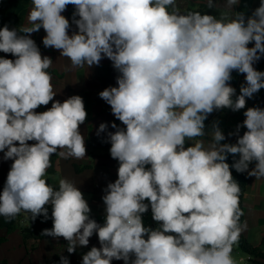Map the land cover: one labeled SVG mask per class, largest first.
Segmentation results:
<instances>
[{"label": "clouds", "instance_id": "obj_1", "mask_svg": "<svg viewBox=\"0 0 264 264\" xmlns=\"http://www.w3.org/2000/svg\"><path fill=\"white\" fill-rule=\"evenodd\" d=\"M203 2L219 16L181 11L178 0H31L26 25L0 27V52L15 57H0V153L12 161L0 216L48 219L51 205L53 227L42 235L62 237L69 254L98 237L82 264H243L233 256L247 225L231 169L264 179V108L244 111L235 143H221L219 122L206 129L205 121L214 111L245 109L264 89V71L254 67L264 57V0L247 16L235 11L240 0ZM69 5L71 20L62 14ZM41 29L43 45L67 58L69 70L107 58L118 72L117 86L98 94L123 125L108 131L101 123L96 133H106L118 161L102 197L103 224L75 182L46 179L53 155L86 157L87 112L79 95L54 99L53 60L31 38ZM233 71L245 77L239 95ZM149 207L156 228L143 223Z\"/></svg>", "mask_w": 264, "mask_h": 264}, {"label": "crops", "instance_id": "obj_2", "mask_svg": "<svg viewBox=\"0 0 264 264\" xmlns=\"http://www.w3.org/2000/svg\"><path fill=\"white\" fill-rule=\"evenodd\" d=\"M260 4V0H240L235 11H243L245 15H251L252 11ZM181 11L199 10L202 13L208 12L219 16V9H208L203 0H178ZM31 0H0V27L7 25L11 28H18L26 25ZM74 6H67V10L62 13L71 20ZM75 26H73L74 30ZM46 33L41 29L33 33L34 39L42 55L49 56L53 60V65L48 71L53 79L52 84L57 92L55 100L63 102L72 95H79L83 98L87 119L80 125V132L85 137L86 157L82 160L74 158L63 159L56 155L54 162L55 172L47 170V182L58 185L61 178H68L75 182L87 200L91 212L90 217L103 224L105 220V205L102 197L110 182H114L117 176L118 161L110 156V143L106 133L96 134L101 123L109 125L108 131H115L111 128V123L123 127L120 121L116 120L111 113L110 106L99 97V92L109 86L116 85L118 72L113 68L112 62L107 58L103 59L99 66L90 69L86 67L70 69V61L61 57L60 53L52 48H46L42 43V38ZM253 45L250 44L249 47ZM0 57L15 59L11 54L0 52ZM264 57L254 64L258 71H264L262 62ZM231 86L239 89L245 83L243 74L235 71L232 73ZM258 106L264 108V89L254 94L253 98L246 100L245 109L233 112L231 109L214 111L205 121L206 129L210 128L214 121L219 122V127L223 131L226 139L221 143H235L237 140V126L245 119L243 113L248 107ZM51 107V102L47 106H40L35 111L43 112ZM245 128H239V135H243ZM233 133V135H229ZM206 137L205 139H209ZM34 143V142H29ZM189 146V145H186ZM254 163L249 168L254 167ZM12 164L11 160H4L3 153H0V191L7 179V174ZM247 175V189L244 197V220L242 224L247 225L246 230L241 234L250 243L262 245L264 248V179L256 180L255 177ZM147 203V201H145ZM48 208L49 217L45 222H40L41 216L35 220L30 219V214L26 217L24 213L18 215L14 220L8 221L0 216V264H60L61 255L69 260V264H82V256L91 247H99L98 237L94 234L87 247H77L75 252L69 254L66 250L67 241L61 238H53L42 235L44 229H51L53 222L51 219V205ZM146 227H149L148 218H142ZM158 227V224L155 228ZM233 256L243 264H251L249 256L242 252L238 245L233 248ZM264 264V259H257ZM112 264H124V262L113 260Z\"/></svg>", "mask_w": 264, "mask_h": 264}, {"label": "trees", "instance_id": "obj_3", "mask_svg": "<svg viewBox=\"0 0 264 264\" xmlns=\"http://www.w3.org/2000/svg\"><path fill=\"white\" fill-rule=\"evenodd\" d=\"M262 62L264 64V60L262 59ZM238 159V156L236 157ZM55 159H56V155H53L51 157V161H52V167H50L48 169V171L50 173H53L55 172L54 170V162H55ZM227 163H229L230 165L233 163V157L232 155H229L228 158H227ZM232 171V175H233V178L239 183L240 185V188H241V194H240V207L243 211V215L241 216V224L243 223V220H244V215H245V212H244V197H245V192H246V189H247V175H246V172L245 173H238L235 171V169H231ZM40 222H45L46 219L41 215L40 219H39ZM264 244V242H263ZM238 248L246 253L249 258L248 260L251 262V264H263L262 262L258 261L257 259H264V248L262 247V245H254L252 243H250L244 236H240V239H239V243H238Z\"/></svg>", "mask_w": 264, "mask_h": 264}, {"label": "built area", "instance_id": "obj_4", "mask_svg": "<svg viewBox=\"0 0 264 264\" xmlns=\"http://www.w3.org/2000/svg\"><path fill=\"white\" fill-rule=\"evenodd\" d=\"M46 206H48V205H46ZM148 216H149V218H150V220H149V227H151V228H155V226L157 225V222H155V221L152 219V214H151V209H150V207H149V210H148L146 213L143 214L142 218H148Z\"/></svg>", "mask_w": 264, "mask_h": 264}]
</instances>
